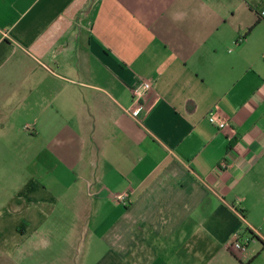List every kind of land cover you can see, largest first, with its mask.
<instances>
[{
  "label": "crops",
  "instance_id": "0c3cea01",
  "mask_svg": "<svg viewBox=\"0 0 264 264\" xmlns=\"http://www.w3.org/2000/svg\"><path fill=\"white\" fill-rule=\"evenodd\" d=\"M263 4L0 0V264L260 258Z\"/></svg>",
  "mask_w": 264,
  "mask_h": 264
},
{
  "label": "built area",
  "instance_id": "2783aa9c",
  "mask_svg": "<svg viewBox=\"0 0 264 264\" xmlns=\"http://www.w3.org/2000/svg\"><path fill=\"white\" fill-rule=\"evenodd\" d=\"M258 17L264 21V4L261 6V8L258 10ZM151 84L150 82H142L140 83L133 91V100L131 107L128 109L130 113H135L141 106L144 101V98L146 94L151 90ZM208 122L218 128L219 130H223L224 128L227 127L226 121L222 119L216 111H210L207 116ZM127 199V194H120L116 196V201L122 202ZM248 240L243 242L240 241L239 239H236L233 242V249L236 252H243L247 245H248Z\"/></svg>",
  "mask_w": 264,
  "mask_h": 264
},
{
  "label": "rangeland",
  "instance_id": "374dc122",
  "mask_svg": "<svg viewBox=\"0 0 264 264\" xmlns=\"http://www.w3.org/2000/svg\"><path fill=\"white\" fill-rule=\"evenodd\" d=\"M2 157H4V161L8 162V164L10 165V167H8V172L2 171L1 175H2L3 181L4 180H9V181L10 180H16L17 173L13 169V167H11V166L17 165L16 156L15 155H7V156H2ZM255 241H258V240H255ZM250 248L251 247H249V249ZM248 264H264V251L261 253L260 258L258 257V259L255 262H248Z\"/></svg>",
  "mask_w": 264,
  "mask_h": 264
}]
</instances>
